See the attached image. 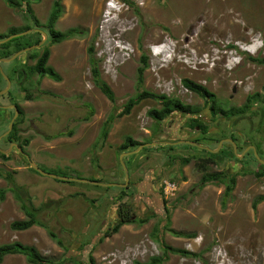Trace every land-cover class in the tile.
Wrapping results in <instances>:
<instances>
[{
  "label": "rangeland",
  "instance_id": "obj_1",
  "mask_svg": "<svg viewBox=\"0 0 264 264\" xmlns=\"http://www.w3.org/2000/svg\"><path fill=\"white\" fill-rule=\"evenodd\" d=\"M55 1L33 0V14L26 15L0 0V41L11 37L12 29L28 25L36 29L34 18L39 30L47 32ZM112 1L120 3L119 12L108 5ZM126 1L122 5L124 0H62L65 11L55 29L67 32L77 28L81 33L61 44L47 42L45 46L50 51L48 66L60 75L61 82L18 75L36 64L30 58L32 52L1 65L0 94L8 89L6 77L12 87L0 96V138L15 116L13 110L1 105L19 103L23 114L17 117L22 121L15 144L23 146V152L41 171L101 181L105 186L126 182L121 155L141 147L124 150L127 138L141 145L162 144L123 159L130 177L124 193L120 188L89 182L70 184L43 176L32 171L25 156L16 150L9 154V161L0 158V191H7L5 200H0V246L21 243L62 264H147L163 256V245L199 256L169 253L163 264H264V202L253 209L254 201L264 196V176H256L258 171L264 173L259 168L264 162L263 105L256 102L244 115L228 119L214 115L211 109L214 100L227 111L244 107L250 96L264 97V64L252 60L264 61V48L259 57L254 54L264 45V0ZM234 12L242 16L236 19L242 26L235 24ZM235 38H243L248 45L242 48L250 50L226 51L239 55V68L235 69L237 62L230 63V58L225 61L233 72H224L222 66L213 72H207L213 65L206 71L200 67L208 56L206 51L213 49L211 41L228 44L227 39ZM10 46L15 51V44ZM43 51L33 53L41 56ZM144 56L149 67L139 83L138 69ZM91 58L115 102L101 91ZM185 80L204 86L212 98L206 100L189 91ZM18 82L23 83L22 88ZM143 92L199 109L208 132L191 130V121L198 115L173 113L162 123L150 118V110L162 108L161 100L146 99L121 116L128 101ZM105 128L108 134L103 139ZM237 134L256 150L244 151L240 161L229 158L208 164L206 169L199 167L203 159L210 158V151L217 150L225 139L233 141L228 136ZM6 138L0 139V150L11 148ZM180 140L198 142L199 146L163 143ZM229 149L224 147L221 155ZM208 173L222 176L201 187ZM234 177L233 191L225 200ZM11 181L22 191L14 190ZM23 204L37 211L39 224L27 231H14L13 222L28 220ZM121 205L131 209L135 222L105 238L119 222ZM2 264L30 263L24 256L12 255Z\"/></svg>",
  "mask_w": 264,
  "mask_h": 264
},
{
  "label": "trees",
  "instance_id": "obj_2",
  "mask_svg": "<svg viewBox=\"0 0 264 264\" xmlns=\"http://www.w3.org/2000/svg\"><path fill=\"white\" fill-rule=\"evenodd\" d=\"M31 1H33V0H21V1L5 0L6 4L9 7L14 8V9H19L20 11H23L24 13H26V15L33 14V11H32L31 6H30ZM124 1H126V0H124ZM64 11H65V9H64V6L62 4V0H56L52 6L51 13H50V16L48 18L47 25H46L47 33L50 36V45L61 44L67 40L76 38V36L80 35V33H81L80 30L77 28L69 29L67 32H60V31H57L55 29L57 22L64 15ZM33 21H34V25L36 27V30H39L40 24H39L38 20L34 18ZM31 29H34V28L31 27L30 25H28L27 27H25L22 30L27 31V30H31ZM22 30L12 29L10 31V35L19 34L20 32H22ZM7 37L5 36V38H7ZM41 41H42L41 31H36L30 35H26L24 37L14 39L13 42H8V43L0 46V48L3 49V52L0 54V58L9 59L15 53H17L21 50H24L26 48H29L33 45H37ZM12 43L15 44V51H13V52L10 48L11 47L10 45ZM89 53L91 56L94 55V50L92 47L90 48ZM30 58L32 60H35L36 64L33 67H29V72L19 71V73H18L17 70L14 71L15 73H18V75L20 77L22 75H26L28 78L29 77L31 78L34 75H38L41 79L44 77H49L56 82L62 81V78L60 77V75H58V73H56L51 67L48 66V61L50 58V51H49L48 47H46V49H44L43 54L41 56H39V54L37 52L33 53V51H32V53H30ZM252 60L255 61L256 63L262 64V65L264 64V61H262V60H254V59H252ZM141 63H142V66L138 69V78H139L138 82L139 83H143L144 74L149 67L148 59L145 56L142 58ZM91 64L93 67L92 68L93 76L96 79L97 83H99V87H100L101 91L112 102H115L114 95H113V92L110 89V87L106 83L100 81V79H99L100 74H99V71L97 69V63L93 58H91ZM38 83H39V81H38ZM184 85L189 91H192V92L198 94L203 99L208 100L210 97L212 98V94L202 85L194 83L190 80H185ZM23 91L27 92V88L23 87ZM146 99H154V100H161L162 101V108L161 109H152L148 112L149 117L152 118L153 120L157 121L158 123H162V122L166 121L167 118L173 113L179 112V113H184L186 115V114H192V113H196V112L198 113L199 112V109L194 108V107L189 106V105H186V104L182 103L180 100L169 99L164 95L161 97H158L152 93L143 92V93L137 95L135 98L130 99L128 101V103L125 105L124 111L121 113V116L130 114L134 107H136L137 105H139L142 101H144ZM256 102H261V104L263 105V108H264V97H262L260 94H256V95L250 96L247 103L242 108H231L230 110L226 111V110H223L221 108V105L219 103H217V101L214 100L211 103V109H212V113L214 115L220 114L225 119L230 118V117H239L241 115H244L248 110H250V108ZM113 118L114 117L111 116L109 121L111 122L113 120ZM21 121H22L21 119H18L15 122L14 127H13V131L6 138L8 143L12 144V143H15V141H17L16 140L17 139L16 138L17 137V127L21 123ZM196 127H199L200 130L203 132V134H206L208 132V127L206 125H204L201 120L199 121L197 119H193L191 121L190 128L194 129ZM107 134H108V131H106V128H105L103 135H102L103 139H105L107 137ZM25 143L27 145V144H29V141L27 140V141H25ZM19 146L21 149H23L22 145H19ZM138 146H141V144L137 143L136 141L132 140L131 138H127L126 144L123 146V149L128 150L130 148H132V149L137 148ZM221 152H222V149H221V151H219V153H216V154H213L210 152L209 153L210 158L205 159V160L203 159L202 160L203 164L201 166L199 165V167L206 169L208 164H220L221 161H224V162L228 161V159L230 157H232V159H234V160L240 161L239 159H237L235 157V155L233 154V151H231V152L226 151V155H221ZM0 158L3 159L4 161H9L11 159V157L9 155H4L1 152H0ZM187 162H189V160H185V163H187ZM263 168H264V166H263ZM31 170L34 171L33 169H31ZM263 175L264 174H261L259 172L256 173V176H258V177H261ZM221 176H222V174H216V173L215 174L214 173L213 174L208 173V175L205 174V176L202 178L201 187L206 186L210 182L217 181L219 178H221ZM8 177H11V175H8L7 178ZM12 184L14 185V187H13L14 190L22 191V189H19L13 182H12ZM70 184H76V182H70ZM234 185H235V177L232 179L230 185H228L226 188L225 200L231 195V192L233 191ZM6 192H7L6 190L0 191V200L1 201L5 200ZM122 192L124 193L125 190L122 189ZM18 198H19V200L23 201L22 195L20 193H18ZM262 202H264V196H261L254 201L253 209L255 210L258 207V205ZM22 207H23V210L25 211L26 215L28 216V220L13 222L11 224V229L14 231H27V230L31 229L32 227H34L35 225L39 224V222L36 220V217H37L36 212L37 211L29 208L25 204H23ZM118 219H119L118 224L114 227L112 232L109 231V232L105 233V235H104L105 238L111 237L114 234H116L122 226L130 225V224H133L135 222L134 215H132V213H131V209L130 208L127 209L124 205H121L118 208ZM184 236H186V235H184ZM52 237L55 238L56 237L55 234H52ZM102 240H104V239L102 238L101 241ZM59 243L62 244L60 241H59ZM162 250L164 253L162 257H154L147 264H163V262H165L168 259L169 253L179 254V255H183V256L191 255L193 257H199L196 254H190L186 251L176 250V249H174L170 246H166V245L162 246ZM12 255L24 256V257H26L27 261L30 264H62L61 262H57L54 260L44 258L35 248H30V247L24 246L21 243L4 244V245L0 246V264H2L4 262V260L7 256H12ZM90 260L92 261V259H90ZM74 264H81V263L78 261H75Z\"/></svg>",
  "mask_w": 264,
  "mask_h": 264
},
{
  "label": "water",
  "instance_id": "obj_3",
  "mask_svg": "<svg viewBox=\"0 0 264 264\" xmlns=\"http://www.w3.org/2000/svg\"><path fill=\"white\" fill-rule=\"evenodd\" d=\"M36 31H40V30L31 29V30H28L27 32L23 33L22 35H12L11 37L6 38V39L0 41V46H1V45H4V44H6V43H8V42H10V41H12L13 39L20 38V37H23V36H26V35L32 34V33L36 32ZM43 34H44L45 39H44L40 44L19 51V52H17L12 58H9V59H0V71H1V73L4 74V72H3V70H2V67H1V63H11V62H13L14 60H16L18 57L22 56L23 54L30 53V52H32V51H34V50H37V49H39L40 47H42V46L44 45V43L46 42V39H47V35H46L45 33H43ZM6 79H7V83H8V89H7L6 91H4L3 93H1L0 96L6 94L7 91H8V90L10 89V87H11V82H10V80H9L7 77H6ZM8 108H12V109L15 110V116L13 117V119H12L11 122H10L8 132H7L6 134H4L2 138H6L8 135H10V133H11L12 130H13L14 123H15V121H16L18 115H19V110H18L15 106H13V107H8ZM2 138H0V139H2ZM224 142H229V143H231V144L234 146L235 154H237V146H236L235 142H233V141H231V140H228V141H227V140H224V141H222V142L220 143L219 148H218L217 150H212V151H210V152H211V153H218V152L221 150V148L223 147ZM160 144H162V142H156V143H150V144H146V145H141V147H139V149H138L136 152H132V151H131V152H126V153L122 154V155H121V163H122V167H123L124 172H125L126 183H125L124 185H112V184H111V185H108V186H109V187H112V186H119V187H123V188L127 187L128 183H129V179H130V177H129V171H128V168H127L126 164L124 163L123 159H124L125 157H129V156H132V155H135V154L139 153L142 149H144V148H146V147H156V146H158V145H160ZM166 144L169 145V146L172 145V143H166ZM178 144H187V145H192V144H193V145H195L196 147L199 146L197 143H192V142H189V141H182V142H180V143H177V145H178ZM14 148H15L19 153H21L22 155L25 156V158L27 159V161H28V163H29L31 169L35 170L36 172H38L39 174H41V175H43V176H47V177H50V178H53V179H56V180H59V181H63V182H77V183H87V182H89V181H87V180L80 181V180H75V179H71V178H64V177H58V176H56V175H48V174H45L43 171H41V170L39 169V167H38L36 164H34V163L30 160V157H29L27 154H25V153L23 152V150H22L17 144H15V143L11 145V148H10L9 150H7V151L0 150V152H1L2 154H4V155H9V154L13 151ZM255 155H256V154H255ZM243 156H244V154L241 156V158H243ZM262 164L264 165V162H262ZM90 182H91V181H90ZM91 183H92L93 185L105 186V185H103V184H101V183H98V182H91Z\"/></svg>",
  "mask_w": 264,
  "mask_h": 264
},
{
  "label": "bare ground",
  "instance_id": "obj_4",
  "mask_svg": "<svg viewBox=\"0 0 264 264\" xmlns=\"http://www.w3.org/2000/svg\"><path fill=\"white\" fill-rule=\"evenodd\" d=\"M145 3H146V1H145ZM144 4H143V7H144ZM234 13H235V15H234L235 16V24L238 26H242L240 21H236V19L239 20L238 17L241 18L242 16L240 14H238L237 12H234ZM236 25H233V26H236ZM246 30H247V27L245 28L244 32H246ZM222 32L224 33V31H222ZM244 37H246L245 38L246 40L248 39V37L246 35H244ZM227 40H228V42H227L228 44H224L223 42H217V41H211L209 43L210 46L212 45L213 49L211 48L210 51H206L208 56L205 57V59L201 61L200 67L203 68L204 71H206V67H208V66L211 67L213 65V67L210 68L211 71H207V72H213L219 66H222L224 72H227V71L233 72L234 69L232 67L229 68V66L227 65V61H225V60H228L229 58H232V57H236V55L237 56H239V55L238 54H232V56H231V55L227 54L226 51L229 49V50H234L236 52L237 51L239 52L242 49V47L245 45H248V43L245 42V40L243 38H239V39L235 38V41H231L229 39H227ZM164 45H165V47H167L166 44H164ZM263 48H264V45H261V47L256 51L257 53H254V54H257V57H259L260 50H262ZM175 51H176V49H175ZM241 65H242V61L239 60L237 63H235V69L239 68Z\"/></svg>",
  "mask_w": 264,
  "mask_h": 264
},
{
  "label": "flooded vegetation",
  "instance_id": "obj_5",
  "mask_svg": "<svg viewBox=\"0 0 264 264\" xmlns=\"http://www.w3.org/2000/svg\"><path fill=\"white\" fill-rule=\"evenodd\" d=\"M41 31V35H42V41L45 39V37H44V34L43 33H47V32H45V31H43V30H40ZM47 35V39H46V42L44 43V45L42 46V47H40L39 49L41 50L42 48H43V50L46 48L45 46H46V44H47V42H48V44L50 43V36L48 35V33L46 34ZM41 41V42H42ZM40 42V43H41ZM39 43V44H40ZM38 45V44H37ZM33 46H35V45H33ZM48 46V45H47ZM32 47V46H31ZM0 59H6V58H0ZM2 64H4V63H1V65ZM15 73V72H14ZM16 75H17V73H15ZM17 80H18V76H17ZM11 82V81H10ZM19 83V82H18ZM19 86L18 87H21L22 88V85H23V83L21 82V83H19L18 84ZM8 87V86H7ZM11 87H12V83H11ZM11 87H10V89H11ZM9 89V90H10ZM9 90L7 91V93L9 92ZM192 92V91H191ZM6 93V94H7ZM194 93V92H193ZM6 94H4V95H6ZM3 96V95H2ZM13 106H15L18 110H19V115L21 116L22 114H23V110L21 109V107H20V105H19V103H16V102H13V103H10V104H8V105H1V108H5V109H7L8 111L9 110H13V114H14V112H15V110L14 109H12V108H8V107H13ZM179 113V112H178ZM199 114H200V112L199 113H192V114H186L187 116H189V117H195L196 115H198V117H195V119H197V120H201L200 119V116H199ZM14 116V115H13ZM240 117V116H239ZM244 118H246V116L244 117ZM226 119H228V118H226ZM17 120V119H16ZM202 121V120H201ZM16 122V121H15ZM15 124V123H14ZM194 129H200L199 127H196V128H194ZM191 130H193V129H191ZM228 137H232L233 139V141L235 142V144H236V146H237V154H235V149H234V146L231 144V143H229V142H225L224 143V145H223V147L221 148V149H223L224 147H228L229 146V152H231V151H233V154L235 155V157L237 158V155L238 154H241V156H242V153L244 152V151H246L247 150V153L246 154H248L249 152H251V153H253L256 149L254 148V147H252V143L250 142V141H248V140H246V141H244V140H242V138H240V134H237L235 137H233V135H229ZM225 140H227V139H225ZM237 140V141H236ZM221 141V140H220ZM180 142H182L181 140L180 141H178V142H169V143H172V145H177V143H180ZM164 143V145H166V143H168V142H163ZM12 144H14V143H12ZM183 145H186V144H183ZM202 145V144H201ZM245 146V147H244ZM13 150H16L15 148L13 149ZM17 151V150H16ZM221 151V150H220ZM25 153V152H24ZM219 153V152H218ZM213 154H216V153H213ZM241 156L240 157H238L237 159H241ZM243 157H245V155L243 156ZM230 158H232V157H230ZM237 161V160H236ZM263 164L261 163L260 165H259V168L260 169H262V170H264V168H263ZM259 168H258V170H259ZM259 172V171H258ZM259 173H261V174H264L263 172H259ZM124 174H125V172H124ZM264 176V175H263ZM262 177V176H261ZM126 181V180H125ZM129 181H130V179H129ZM93 182H98V183H101V181H93ZM89 183H91V182H89ZM126 183V182H125ZM124 183V184H125ZM92 184V183H91ZM102 184V183H101ZM124 184H116V183H112V185H124ZM128 185H129V183H128ZM127 185V186H128ZM94 186H98V185H94ZM99 187H101V186H99ZM105 187H107L108 189H109V187H108V185H106ZM113 188H120L119 190H121L122 191V189L124 190L125 188H123V187H119V186H112Z\"/></svg>",
  "mask_w": 264,
  "mask_h": 264
},
{
  "label": "clouds",
  "instance_id": "obj_6",
  "mask_svg": "<svg viewBox=\"0 0 264 264\" xmlns=\"http://www.w3.org/2000/svg\"><path fill=\"white\" fill-rule=\"evenodd\" d=\"M122 3H123L122 5H125L126 1H125V2H122ZM108 5H109L112 9H115L116 11L119 12L120 3H119L118 1H117V2H116V1H112V2L108 3ZM254 43H256V42H254ZM160 51H161V53H163V52L165 51L163 46L161 47ZM242 51H243V53H249V52H250V50H248V49H244V48H242ZM155 55L157 56V55H159V54L155 53ZM238 58H239V56L236 55V57H232V58H230V59H229V62H230V63H231V61H232V62H233V61L238 62V61H239V60H237Z\"/></svg>",
  "mask_w": 264,
  "mask_h": 264
}]
</instances>
